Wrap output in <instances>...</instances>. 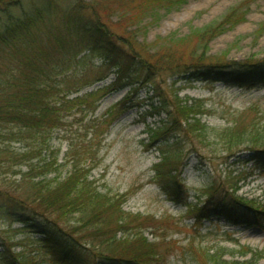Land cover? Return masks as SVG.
Returning <instances> with one entry per match:
<instances>
[{"label":"trees","instance_id":"trees-1","mask_svg":"<svg viewBox=\"0 0 264 264\" xmlns=\"http://www.w3.org/2000/svg\"><path fill=\"white\" fill-rule=\"evenodd\" d=\"M253 1L242 2L221 21L192 29L186 37L146 44L137 42L133 29L159 10L180 9L187 0H0V131L9 140L27 143L24 152L6 155L7 169L22 162L25 172L0 174V210L38 238L32 261L1 239L0 264H169L170 255L160 244L173 232L185 231L181 222L126 212L127 195L99 191L91 180L93 158L71 155L64 176H50L54 161H29L37 143L47 144L62 127L64 109L102 99L131 76L130 85L151 87L157 104L153 108L164 117L161 127L148 133L150 146L160 155L154 183L166 200L186 208L194 226L215 218L231 226L264 224V208L236 196L228 180L191 195L178 173L188 150L194 168L213 176L204 152L208 148H219L224 159L247 155L264 171V120L258 110L250 108L233 115L224 127L212 128L201 119V101L173 91L179 81L264 89V58L235 62L209 54L213 40L245 22ZM263 32L261 24L257 36ZM85 41L91 46L83 48ZM186 42L194 45L191 51L183 47ZM86 51L103 55V65L117 69L116 79L111 86L70 98L80 89L69 91L64 80ZM185 248H179L182 264H257L264 259V250L244 246L232 252L240 261L226 260L222 247L195 248L191 243Z\"/></svg>","mask_w":264,"mask_h":264},{"label":"rangeland","instance_id":"rangeland-1","mask_svg":"<svg viewBox=\"0 0 264 264\" xmlns=\"http://www.w3.org/2000/svg\"><path fill=\"white\" fill-rule=\"evenodd\" d=\"M245 1L247 0H187L178 10H159L133 29L136 30V40L139 43L152 44L157 39L186 37L192 29L205 28L221 21L231 8ZM261 24H264V0H256L249 6L244 23L209 44V54L214 57L226 55L228 60L235 62L246 61L252 57L263 59L264 32L260 37L257 36ZM82 45L83 48L91 46L88 41ZM193 46L186 42L183 47L191 51ZM85 54L83 60L64 80V86L69 91L80 89L70 98L111 86L116 79L117 69L108 64V67L104 66L103 55L88 51ZM132 78L131 76L116 85L115 90L102 99L92 98L87 102L88 105L64 109L62 127L53 133L47 144L37 143L35 153H31L29 161H54L55 171L50 176L58 173L64 176L70 170L68 159L71 155H84V160L93 158L89 173L91 180L95 181L99 191L111 195H127L128 200L124 204L126 212L153 216L155 219L174 218L181 222L186 226L185 231L173 232L160 244V250L170 255L169 264H182L183 255L179 248H185L191 243L195 248L222 247L226 249L225 258L228 261H240V258L232 253L237 251L239 246L248 247L253 251L264 250V224L260 227L231 226L223 218H215L201 226H194L186 208L166 200L154 183L155 168L160 162V155L155 146H150L148 133L149 129L160 128L159 122L164 117L158 115L153 108L157 104L151 87L130 85ZM173 91H177L182 98L201 101L205 110L201 119L212 128L224 127L229 124L228 121L233 115L250 108L257 109V116L264 120V89H238L219 83L179 81ZM119 103L122 104L118 112L112 111L110 114L113 107ZM26 144L9 140L5 133L0 131L1 175L9 177L25 172V166L20 165L22 162L9 164L12 168L8 169L5 164L8 153L20 154L26 150ZM204 152L206 158L211 161L208 167L211 168L213 176L194 168L196 161L188 150H185L183 164L178 168V173L191 195L194 191L228 180L236 196L264 208V171L260 166L250 163L247 155L224 159L219 148H208ZM203 169L205 170V167ZM257 217L261 218L262 215L257 214ZM149 232L146 236L152 240ZM1 239L7 240L13 252H24L30 261L36 255V235L21 229L15 223L12 224L5 217L3 210H0V243ZM37 261L40 262V259ZM257 264H264V259Z\"/></svg>","mask_w":264,"mask_h":264}]
</instances>
